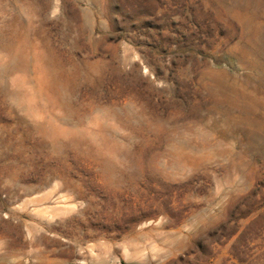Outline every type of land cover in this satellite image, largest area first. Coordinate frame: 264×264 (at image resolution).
<instances>
[{
	"label": "rangeland",
	"instance_id": "rangeland-1",
	"mask_svg": "<svg viewBox=\"0 0 264 264\" xmlns=\"http://www.w3.org/2000/svg\"><path fill=\"white\" fill-rule=\"evenodd\" d=\"M0 264H264V0H0Z\"/></svg>",
	"mask_w": 264,
	"mask_h": 264
}]
</instances>
